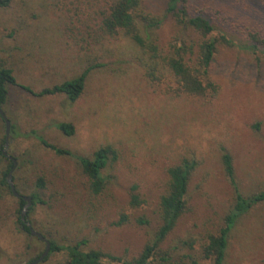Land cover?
Wrapping results in <instances>:
<instances>
[{
    "label": "rangeland",
    "instance_id": "1",
    "mask_svg": "<svg viewBox=\"0 0 264 264\" xmlns=\"http://www.w3.org/2000/svg\"><path fill=\"white\" fill-rule=\"evenodd\" d=\"M113 1L12 0L0 8V61L17 82L8 87L3 108L10 122L6 153L20 162L24 195L35 189L36 174L48 181L43 191L48 204L37 206L29 221L59 244L83 240L87 250L130 260L160 226L158 202L167 191V169L194 161L187 210L156 257H166L165 264H211L199 259L201 248L207 235L218 232L235 198L223 153L232 158L242 195L264 191V46L256 41L264 40V0H186L189 13L209 20L218 41L210 70L218 90L200 99L164 95L132 58L136 51L129 39L103 34ZM166 2L143 0V5L163 16ZM177 31L167 15L157 33L168 42ZM86 69L84 91L73 103L62 94H32ZM60 122L73 125L71 137L53 126ZM35 135L79 157L112 145L118 158L103 170V192L92 195L77 160L56 156ZM4 136L0 118V144ZM6 165L0 163V172ZM133 187L143 200L137 209L128 205ZM14 206V198L0 190V264H28L44 251L40 241L15 229ZM121 214L132 221L144 215L149 224L116 226ZM40 264H66V258L55 254ZM225 264H264V205L237 221Z\"/></svg>",
    "mask_w": 264,
    "mask_h": 264
},
{
    "label": "trees",
    "instance_id": "2",
    "mask_svg": "<svg viewBox=\"0 0 264 264\" xmlns=\"http://www.w3.org/2000/svg\"><path fill=\"white\" fill-rule=\"evenodd\" d=\"M12 0H0V8H6ZM167 15L174 18L177 32L168 42H163L157 31L162 26ZM214 28L203 15L191 14L188 11L186 0H167L164 15L158 16L148 11L143 5V0H114L111 4L108 15L103 19L101 31L105 36L114 37L120 33L129 39L134 47L132 58L137 61L142 69L144 77L152 85L161 90L164 95L172 94L177 97L186 98H205L209 95L213 97L218 90L211 78L210 70L214 56L217 52L218 41L211 37ZM264 46V40H256ZM89 69L83 71L79 76L70 80L43 88L38 93H32L37 97L54 96L62 94L66 99L73 103L82 95L85 87L86 76ZM17 86L14 71L9 68L4 61H0V109L3 110L8 100V87ZM28 92H32L28 87H22ZM210 96V98H211ZM1 118V117H0ZM2 120V118H1ZM3 121V120H2ZM4 122V121H3ZM64 136L71 137L74 134V127L71 123L60 122L53 124ZM15 133L14 126L11 127V134ZM35 139L45 148L50 149L56 156L74 157L81 167L83 174L88 179L90 193L94 196L99 195L105 188L103 170L108 162H114L118 158V152L112 145H106L95 150L90 157L73 156L65 149H60L45 141L39 135ZM5 136L0 144V163L4 160L7 165L0 172V190L6 191L15 200L13 207L15 229L29 233L27 226L21 221V212L26 202L21 198H15L7 184L6 177L13 169L12 161L5 158L2 154ZM15 161L17 158L12 157ZM14 172L12 181L15 190L23 197L31 199L26 217L33 230V222L29 221V216L37 206H45L48 201L43 200V191L48 187L47 177L36 174L34 190L28 195L20 191V162ZM222 164L225 175L232 186L235 194L234 203L231 209L224 216L223 224L216 234H209L201 248L200 258L210 261L211 264H225L229 247V236L241 216L259 205H264V191L250 196L240 193L235 181L234 168L230 154L224 152ZM194 161L183 160L180 164L171 166L167 169L168 186L165 194L160 196L158 202V218L160 226L156 231L152 241L146 243L137 256L130 260H121L101 250L85 249V241H77L70 244H59L49 235L40 233L50 243L49 254L43 261L51 255H65L66 264H165L166 257H156L159 245L165 240L169 233L175 228L179 218L187 210V193L190 177L195 170ZM130 194L128 205L131 209L141 207L143 200L139 194L135 193L133 187ZM51 200V196L49 202ZM48 208H51L48 206ZM137 226H147L148 219L142 215L133 219L126 214H121L116 226L133 223ZM41 242V241H40ZM44 245L45 244L41 242ZM42 252H38L32 257L28 264L37 260ZM191 264H199L193 260Z\"/></svg>",
    "mask_w": 264,
    "mask_h": 264
},
{
    "label": "water",
    "instance_id": "3",
    "mask_svg": "<svg viewBox=\"0 0 264 264\" xmlns=\"http://www.w3.org/2000/svg\"><path fill=\"white\" fill-rule=\"evenodd\" d=\"M0 117L2 118V120L4 121V124H5V143H4V146H3V151H2V154L10 161L13 162V169L12 171L8 174V177H7V184L9 185V188H10V191L12 193V195L16 198H21L23 199L25 202H26V205L25 207L23 208L22 210V213H21V220L22 222L25 223V225L27 226L28 230H29V233L32 237H36L38 238L41 242H43L45 244V249L44 251L42 252V254L39 256V258L29 264H40L44 258L49 254V251H50V243L47 239H45L40 233H38L37 231L33 230L31 224L29 222H27L25 220V215L26 213L28 212V208L30 207L31 205V199L29 197H23L21 196L20 194H18L15 190V187H14V184H13V181H12V172L14 171L17 163L16 161L7 155L6 153V150L8 148V137H9V132H10V122L9 120L7 119L4 111L2 109H0Z\"/></svg>",
    "mask_w": 264,
    "mask_h": 264
},
{
    "label": "flooded vegetation",
    "instance_id": "4",
    "mask_svg": "<svg viewBox=\"0 0 264 264\" xmlns=\"http://www.w3.org/2000/svg\"><path fill=\"white\" fill-rule=\"evenodd\" d=\"M4 146V145H3ZM3 151V150H2ZM4 156V155H3ZM5 157V156H4ZM6 158V157H5ZM13 163V162H12ZM7 177H8V175H7ZM7 177H6V180H7ZM16 198V197H15ZM25 207V206H24ZM22 213V212H21ZM25 220L28 222V219H27V217H26V215H25ZM22 221V220H21ZM24 225H25V223L24 222H22ZM26 226V225H25Z\"/></svg>",
    "mask_w": 264,
    "mask_h": 264
}]
</instances>
